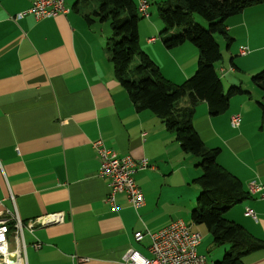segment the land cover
I'll list each match as a JSON object with an SVG mask.
<instances>
[{"label": "crops", "instance_id": "1", "mask_svg": "<svg viewBox=\"0 0 264 264\" xmlns=\"http://www.w3.org/2000/svg\"><path fill=\"white\" fill-rule=\"evenodd\" d=\"M33 1L0 0V221H11L15 213L24 222L64 214L62 224L33 234L24 230L23 264H120L130 248L143 254L138 245L149 238L137 243L135 233H155L176 221L168 209L184 203L180 187L195 184L200 172L193 165L199 161L182 151L158 116L135 110L115 78L105 29L83 10L86 0H65L67 14L15 19ZM163 26L156 19L139 25L141 48L167 80L182 84L196 72L198 53L193 45L167 49L150 43ZM226 27L237 45H219L223 60L216 70L224 89L236 86L252 94L244 90L248 99L233 98L228 110L216 116L200 102L193 126L205 146L220 150L218 163L250 193L225 218L264 240V109L251 100L257 95L251 78L264 70V4L229 18ZM148 34L155 37L146 42ZM244 48L248 53L243 56ZM259 97L264 99L263 93ZM236 114L242 121L233 128L230 119ZM98 139L155 167L135 173L145 195L140 209L124 194L117 195L119 210L106 201L111 187L99 176L100 158L93 147ZM251 182L260 184L262 193H251ZM247 208L257 220L244 215ZM38 241L41 248L35 249ZM243 262L264 264V249Z\"/></svg>", "mask_w": 264, "mask_h": 264}, {"label": "trees", "instance_id": "2", "mask_svg": "<svg viewBox=\"0 0 264 264\" xmlns=\"http://www.w3.org/2000/svg\"><path fill=\"white\" fill-rule=\"evenodd\" d=\"M101 22L110 21L113 36L107 40V54L117 81L128 93L137 112L150 111L174 135L186 154L200 158V187L197 206L191 213L195 225H205L213 244H228L222 260L215 264H244L243 258L264 249V240L252 236L241 225L227 220L225 214L249 198L242 182L217 161L219 149L205 146L193 126L196 107L206 102L212 116L226 112L233 97L246 94L241 87L225 91L216 70L223 60L215 35L230 46L226 21L245 9L264 4V0H168L158 5L164 25L162 42L167 49L192 44L198 49L197 70L182 84L167 80L149 56L140 50L139 22L142 19L133 0H96ZM198 15L208 28L191 22ZM85 19L93 22L90 15ZM91 19V20H90ZM177 28L183 30L174 33ZM135 59L137 60L135 63ZM252 83L264 95V70L253 75ZM186 100L185 104H181ZM264 109V104H259Z\"/></svg>", "mask_w": 264, "mask_h": 264}, {"label": "built area", "instance_id": "3", "mask_svg": "<svg viewBox=\"0 0 264 264\" xmlns=\"http://www.w3.org/2000/svg\"><path fill=\"white\" fill-rule=\"evenodd\" d=\"M149 7L150 3L147 0H138V13L143 18H150ZM68 12L69 9L66 8L65 0H34L30 9L16 15L15 19L19 20L26 16H32L36 20H42ZM156 41L157 38L149 40L150 43ZM247 53V48L240 51L243 56ZM241 121V115L236 114L231 117L230 124L233 128H238ZM93 147L100 158L99 176L106 179L111 187V192L106 201L114 210H119L117 195L124 194L135 210L140 209L145 203V195L136 182L135 173L155 169V167L147 159L136 161L131 153H123L119 149L108 148L102 139L93 142ZM262 190L263 187L260 184L250 183L251 193H262ZM244 215L257 220L256 213L250 208L246 209ZM63 222V213L47 214L27 222L22 221L19 215L15 213L12 215L11 221L6 219L0 221V264H23L22 249H25L23 234L25 229L33 234L37 228H45ZM11 223L17 246L13 253L9 250ZM144 237L150 239L149 256L130 248L123 256L120 264H209L206 257L198 252L203 241V235L182 220H176L155 233L145 231L137 232L134 235L137 243L141 242ZM33 246L35 249H40V241L34 243Z\"/></svg>", "mask_w": 264, "mask_h": 264}, {"label": "rangeland", "instance_id": "4", "mask_svg": "<svg viewBox=\"0 0 264 264\" xmlns=\"http://www.w3.org/2000/svg\"><path fill=\"white\" fill-rule=\"evenodd\" d=\"M133 1L135 2V4L137 3V0H133ZM147 1L150 3L149 12H150V15H151L150 16L151 17L150 18L151 21L153 22L156 19L162 25V21L160 20V16H159L158 5H160L163 2H166L168 0H147ZM83 10L88 12L91 15V18L94 21H96L98 26H102V28L105 29L108 38L113 36V30H112L111 22L109 20L106 21V22H101L99 20V18L96 17V13L99 10V3L96 0H86L85 3L83 4ZM141 18L142 19L140 20L139 25H141L143 23H147V22L150 21V19H148V18H143L142 16H141ZM191 22H193L194 24L201 25L204 28H208V23L205 22L203 20V18H201L198 15L193 16ZM163 28H164V26H163ZM177 29H180V32L183 30L182 28H177ZM152 37H155V36H151L150 34H148L146 39H143V38H141V39H143L146 42H148V38H152ZM155 38H157L158 45H164L163 42L161 41L162 40L161 39L162 38V34L161 33H158V35ZM215 38L217 39L218 44L222 45L223 48L224 47H228L229 42L226 39H224L222 36L217 34V35H215ZM139 40H140V37H139ZM141 43L143 45H144V43L142 41L139 42L140 50L143 51L142 48H141L142 47ZM186 45H192V44H186ZM230 45H237V44L234 43V42H231ZM192 49L194 50V52L196 54L198 53V58H199L198 49L195 46H193ZM228 53H229V51H228ZM136 61L137 60L135 59V63H136ZM219 65H217V66H219ZM231 87H233V86L226 87L225 91L228 90V88H231ZM254 87H253V89L256 88V87L255 88ZM257 89H255V91H257L256 92L257 95L253 93V96H252L251 100L253 101V103H255V101H257L259 103L264 104V99L259 97V95H261L262 92L259 89L258 90ZM244 90H248L252 94V91H250L249 89L244 88ZM237 97H240V98H237ZM233 98L234 99H241V98L248 99V96L245 94V96H243V97L235 96ZM185 103H186V100H182L181 101V104H185ZM261 111H263V109ZM238 112L240 114L242 113L241 110H239ZM228 115H229V112L226 113L225 115H222L221 117H226L227 118ZM192 157H194V156H192ZM195 159H198L199 163L201 162L200 158H195ZM199 163H196V167H195V165H193L194 169L195 168L197 169V166H198L197 164H199ZM199 172L201 174V170L200 169H199ZM200 192H201L200 187L196 183L192 184L190 182L189 185H187V186H181L179 194L182 195V197H185L184 198V203L181 204V205L173 204L171 207H169L168 211L170 212L169 214H172L174 220H182L187 225H191L192 227H194V230H197V231L201 232V234L203 235V242H202V245L198 248V252H199L200 255L206 257V259H207L209 264H215L216 262H218V261L223 259L226 251L230 249V245L224 244V245L216 246L215 244H213L212 237L210 236L206 226L205 225H195L193 223L192 218H191V213L197 206V199L199 197ZM176 215H177V217H176ZM149 245H150V240L149 239H145L142 243H140L138 245V248L143 254L148 255L147 250L145 248H147Z\"/></svg>", "mask_w": 264, "mask_h": 264}, {"label": "bare ground", "instance_id": "5", "mask_svg": "<svg viewBox=\"0 0 264 264\" xmlns=\"http://www.w3.org/2000/svg\"><path fill=\"white\" fill-rule=\"evenodd\" d=\"M241 119H242V117H241Z\"/></svg>", "mask_w": 264, "mask_h": 264}]
</instances>
